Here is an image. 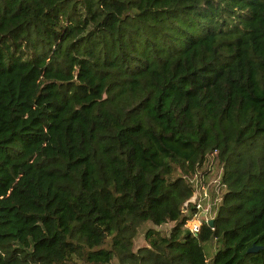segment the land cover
Returning <instances> with one entry per match:
<instances>
[{
    "label": "trees",
    "instance_id": "16d2710c",
    "mask_svg": "<svg viewBox=\"0 0 264 264\" xmlns=\"http://www.w3.org/2000/svg\"><path fill=\"white\" fill-rule=\"evenodd\" d=\"M0 264H264V0H0Z\"/></svg>",
    "mask_w": 264,
    "mask_h": 264
},
{
    "label": "built area",
    "instance_id": "2783aa9c",
    "mask_svg": "<svg viewBox=\"0 0 264 264\" xmlns=\"http://www.w3.org/2000/svg\"><path fill=\"white\" fill-rule=\"evenodd\" d=\"M220 173H218V177L214 181L215 182L214 190L210 189V191L204 183L199 181L198 178L200 177V175L193 176L194 178L191 177L190 181L193 180L195 184V191L191 198V204L194 207V210L191 215V218L186 222V226L189 229V231L193 234H196L200 229L199 215L211 209V203H210L212 200L211 195H219L218 198L213 199L214 202L221 199L223 186L220 183Z\"/></svg>",
    "mask_w": 264,
    "mask_h": 264
},
{
    "label": "rangeland",
    "instance_id": "374dc122",
    "mask_svg": "<svg viewBox=\"0 0 264 264\" xmlns=\"http://www.w3.org/2000/svg\"><path fill=\"white\" fill-rule=\"evenodd\" d=\"M203 167H201V171L198 175H200V177L198 178L199 181H201L202 183H204L209 191L210 189L214 190L215 188V180L217 179L218 177V173L221 172V169L220 167H217V166H214L213 164H210L209 166L208 165H202ZM206 171V172H204ZM194 178V177H193ZM219 195H211V199H215V198H218ZM138 242L137 244H143V240H142V232H141V235H139V238H138ZM213 248V246H212Z\"/></svg>",
    "mask_w": 264,
    "mask_h": 264
},
{
    "label": "water",
    "instance_id": "95a60500",
    "mask_svg": "<svg viewBox=\"0 0 264 264\" xmlns=\"http://www.w3.org/2000/svg\"><path fill=\"white\" fill-rule=\"evenodd\" d=\"M208 223H209L210 225H212V224H213V219H210V220L208 221ZM259 248H260V246H252V247H250V248L248 249V252H257V251L259 250Z\"/></svg>",
    "mask_w": 264,
    "mask_h": 264
}]
</instances>
